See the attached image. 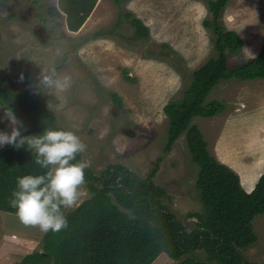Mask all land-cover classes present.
<instances>
[{
	"label": "rangeland",
	"instance_id": "obj_1",
	"mask_svg": "<svg viewBox=\"0 0 264 264\" xmlns=\"http://www.w3.org/2000/svg\"><path fill=\"white\" fill-rule=\"evenodd\" d=\"M208 1L96 0L81 27L71 31L64 14L50 10L57 6V0H0V71L7 87L37 93L42 105L54 112L56 125L73 131L87 145L78 156L91 161L89 169L94 174L102 176V171L113 164L124 165L140 177L155 168L152 180L165 192L160 197L162 203L189 229L197 226L196 214L204 211L195 186L198 166L191 160L185 132L165 151L168 117L163 108L169 100L181 97L192 72L216 54L211 29L203 25L211 15ZM125 12L141 19L148 28L147 38H134ZM220 23L242 40L241 48L227 52L228 66L233 68L260 50L264 0H228ZM53 68L57 77H71L67 91L58 94L54 87L42 83L43 75ZM113 92L120 96L121 105L114 102ZM213 99L224 104V111L208 117L193 116L191 123L199 128L209 152L219 161L228 159L245 186L252 180L250 174L258 156H252L249 164L241 163L240 155L246 148L239 145L238 151L228 142L229 149L222 152L218 143L224 141L228 117L237 113L232 132L241 127L249 135L257 133L258 150L264 148V79L219 80L205 101ZM6 108L0 104V130L10 132L4 118ZM239 109L245 110L244 115ZM15 115L27 129L31 126L25 114ZM249 153L257 154L256 149ZM262 163L264 171V160ZM79 191L77 205L90 195L86 184ZM71 209L63 208L62 212ZM253 229L256 241L240 251L252 264H264V213L255 217ZM43 234L38 227L23 224L16 213L0 210V264H22L25 254L41 250ZM192 255L218 264L202 248ZM174 262L161 252L150 264Z\"/></svg>",
	"mask_w": 264,
	"mask_h": 264
},
{
	"label": "trees",
	"instance_id": "obj_2",
	"mask_svg": "<svg viewBox=\"0 0 264 264\" xmlns=\"http://www.w3.org/2000/svg\"><path fill=\"white\" fill-rule=\"evenodd\" d=\"M227 2H207L211 15L203 20V25L213 34L215 56L195 69L181 97L169 100L163 108L168 117L165 151L185 132L191 160L198 166L195 186L204 211L196 214L197 226L185 227L162 203L160 197L165 192L152 180L155 168L146 177L120 164L108 165L102 176L88 168L85 184L90 195L64 214L65 228L43 234L41 250L25 254L22 264H150L161 252L174 259L173 264H209L192 255L198 248L204 249L208 258L218 264H252L240 248L256 241L253 220L264 213V172L252 190L246 191L237 172L209 152L199 128L191 123L193 116L208 117L224 111L222 102L205 101L219 80L264 78V36L255 56L233 68L228 66L227 52L241 48L242 40L237 32L220 23ZM95 3L96 0H57V6L50 10L56 14L61 11L66 27L76 31ZM124 15L130 18L134 38H147L148 28L141 19L131 12ZM111 96L117 105L122 104L117 93ZM0 104L28 117L31 126L23 135L30 132L42 135L48 128L64 130L56 125L54 112L42 105L37 93L29 89L10 90L1 71ZM35 156L27 145L19 149L10 145L0 148V210L16 213L9 200L16 189L17 177L43 175L48 171L35 164ZM79 160L77 154L70 163Z\"/></svg>",
	"mask_w": 264,
	"mask_h": 264
},
{
	"label": "clouds",
	"instance_id": "obj_3",
	"mask_svg": "<svg viewBox=\"0 0 264 264\" xmlns=\"http://www.w3.org/2000/svg\"><path fill=\"white\" fill-rule=\"evenodd\" d=\"M42 83L54 87L59 94L70 87L71 77H57L53 68L50 74L43 75ZM4 118L11 130H0V147L10 145L19 149L27 145L29 151L36 153L35 164L48 169L43 175L17 177L16 189L9 204L16 209L23 224L38 227L43 233L49 230L58 232L67 226L61 208L77 206L81 195L79 189L86 182L85 170L91 167V161L81 159L76 163L70 162L76 160L77 154L85 152L87 145L73 131L48 128L42 135H23L27 128L8 107Z\"/></svg>",
	"mask_w": 264,
	"mask_h": 264
},
{
	"label": "bare ground",
	"instance_id": "obj_4",
	"mask_svg": "<svg viewBox=\"0 0 264 264\" xmlns=\"http://www.w3.org/2000/svg\"><path fill=\"white\" fill-rule=\"evenodd\" d=\"M245 89L247 91V89H248L247 86L242 88V91H241V95L242 96H243V91ZM238 111H239L238 113H240L242 111V109H239ZM244 111H242L243 115H244ZM235 114H237V113H234V114H232L231 116L228 117L230 119L227 121V124H226L227 128H226V130L224 132V135H223V138H222V140H224V141L221 143V140H220V143H218V147L221 149L220 151L223 152V150H226L228 148L229 144H227V143L228 142H233V144L231 145L232 148L235 149V145H236L238 151H239V145L243 149H245V148L247 150L251 149V152H254V150L256 149L257 154L253 153V157H254V155L258 156L257 159L255 160V161H257V165L255 163L254 167H253L254 169H253V171H251V174H250L251 177L250 178L252 180L250 182L245 183V186H247V188H250V187L253 186V183H255V181L257 180L259 175L263 172V163H262V161L264 160V148L261 147V149L258 150V143L260 142V139L257 138V135H258L257 133H255L254 135H249L250 132H248L247 130L244 131L239 126H238L239 130L237 132H235V133L232 132L233 130L236 129V127H235L236 118H234ZM237 125H238V123H237ZM226 135H231L233 138H231V139L229 138V140H228V137ZM224 138H226V140ZM221 155H224V154H221ZM223 160L227 161L228 159H223Z\"/></svg>",
	"mask_w": 264,
	"mask_h": 264
},
{
	"label": "crops",
	"instance_id": "obj_5",
	"mask_svg": "<svg viewBox=\"0 0 264 264\" xmlns=\"http://www.w3.org/2000/svg\"><path fill=\"white\" fill-rule=\"evenodd\" d=\"M259 79H264V78H259ZM259 104L260 103H258V104H253V107L251 108L252 110H256L258 107L257 106H259ZM241 115H242V113H240ZM240 120H241V117L239 118ZM239 120V121H240ZM229 149V148H228ZM249 150H250V152H251V149H248V150H245L244 152H242V155H240V157H241V159H242V162L241 163H246V164H249L248 163V161L251 159V157L253 156V153H249ZM218 151V150H217ZM247 152V153H246ZM218 158V157H217ZM221 162H223V163H225V164H227L228 166H230V164L227 162V161H224V160H221ZM264 172V171H263ZM238 175H239V173H237ZM261 175V174H260ZM259 175V176H260ZM239 178H240V183H241V185L243 186V188L246 190V191H250V190H252V188L255 186V184H256V182H257V180H258V178H257V180L255 181V183L253 184V186L251 187V188H249V189H247L243 184H242V181H241V177H240V175H239Z\"/></svg>",
	"mask_w": 264,
	"mask_h": 264
}]
</instances>
